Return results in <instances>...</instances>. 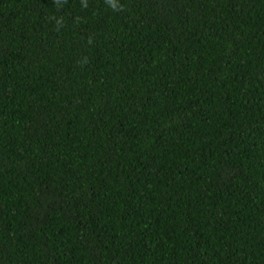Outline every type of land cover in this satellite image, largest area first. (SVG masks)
Wrapping results in <instances>:
<instances>
[{
  "label": "trees",
  "instance_id": "obj_1",
  "mask_svg": "<svg viewBox=\"0 0 264 264\" xmlns=\"http://www.w3.org/2000/svg\"><path fill=\"white\" fill-rule=\"evenodd\" d=\"M0 264H264V0H0Z\"/></svg>",
  "mask_w": 264,
  "mask_h": 264
}]
</instances>
